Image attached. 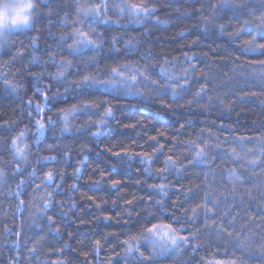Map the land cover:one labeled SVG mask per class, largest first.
I'll return each instance as SVG.
<instances>
[{"label": "snow or ice", "instance_id": "snow-or-ice-1", "mask_svg": "<svg viewBox=\"0 0 264 264\" xmlns=\"http://www.w3.org/2000/svg\"><path fill=\"white\" fill-rule=\"evenodd\" d=\"M39 3L48 5V10L42 11V15L57 16L55 21L49 20L46 29L48 38L55 43H45L42 47L40 30L37 29L35 30L37 34L28 37L27 46L17 49L11 60L0 64V79H3L4 85L17 95L26 94L24 84L4 79V70L14 64L17 57L23 60L27 49L32 50L31 55L28 56L29 64L41 68V71L30 74L34 82L33 94L39 99L34 101L32 97H29L25 101L21 96L20 116L15 120L0 121V152L7 150L10 155L9 161L0 160V185L8 183L9 180H15L17 176L21 177L16 189L8 192L9 197L18 200L16 212L23 213L26 205L23 197L28 195L27 204L34 209L30 217L31 227L37 233H42L39 242L46 241L48 237L59 242L64 238L62 227L67 225L68 217L75 212L78 203L73 196H68L71 203L67 200H56L55 196L65 195L61 189L67 176L66 168L69 166L73 167L74 180L69 189L73 193L77 190L79 179L84 173V164L87 161V157L73 161L71 151L75 138L82 134L89 141L99 142L112 127L113 121H116L117 126L130 129H135L142 123V121H136L120 125L116 115L118 108L121 107L118 101L131 98L135 103L129 106L139 111L141 115L144 114V110L157 102L163 109L175 112L177 109H190L193 104L203 101L198 111L205 112L217 108L220 110L219 115L223 117L230 116L235 110V104L242 102L247 94L234 95L226 105L224 101L232 95V90L225 93L222 99L216 94L217 88L211 75L203 70H197L199 64L195 61L200 60V55L184 53L182 61L186 66H182L178 57L168 59L166 54L161 56L153 53L152 48L148 46L152 28L147 25L158 26L162 23L161 17L156 16L159 9L154 6L155 0H69L65 6L74 9V14L65 11L62 15L59 12L60 5L56 3V0H39ZM200 4V8L196 11L200 13L208 11V15H201L196 26L201 37L208 39L211 33H215V36L225 37L226 43L231 44L247 35L246 39L236 45L241 55L264 56V13L255 18L259 21L255 26L251 20L245 19L237 20L236 23L239 26L235 27L229 22L217 24L216 21L222 19L217 15V9L229 4L235 8L243 7L242 4L235 3V0H217L216 3H212V0H200ZM207 5H210V9L206 7ZM183 14L191 15L192 12L184 11ZM70 16L73 18L69 19ZM55 23L69 30L57 35L51 31ZM33 26L34 24L27 29L32 31ZM101 27L105 30L100 31ZM230 27L233 30L229 32L227 30ZM136 29H143V31H136ZM109 31L113 34L107 35ZM199 43V39L191 42L192 46ZM5 46L6 41L0 37V48ZM203 55L206 57L207 53ZM132 56H136L137 59H128ZM51 65H55V72H48V66ZM247 66L264 68V60L252 62ZM20 71L17 69L14 76H19ZM70 76L74 78L69 79ZM45 78H48L51 83L41 88L39 85ZM244 78L249 79L250 77ZM53 84L57 86L56 91H52ZM60 88L64 90L61 92ZM70 99L74 103H69ZM180 101L184 103H179ZM46 113H51V115H45ZM153 115H159V113ZM78 116H86L87 119L81 123L76 120ZM192 123L194 122L185 121L177 131L183 132ZM20 125L23 126L19 127ZM259 126L264 128V122ZM220 127L224 125L221 124ZM13 130H16L15 135H7ZM228 132L233 133L235 129L230 128ZM166 135L167 132L158 131L156 135L147 138L146 143L152 142L155 145L151 152L133 151L135 141H132L131 145L121 147L118 151L105 147V151L110 152L115 161L110 167L117 172L130 168L133 162L139 160L142 167L137 169L138 173L162 182L147 185V188L160 199H153L149 196L143 200L145 208L137 213L136 218L144 222L138 231L128 234L119 241L117 246L121 247L122 251L116 252L113 249L107 261H100V264H116L119 258H133V264H157L158 261L169 257L177 260L189 248L192 249L189 253L190 258L181 261L180 264H192V260L202 247L210 246L215 240L225 237L232 238V247L237 251L242 253L249 251L248 237L242 236L245 225H240L241 231H234L236 217L231 211L226 210L221 213L220 223H217L216 214L221 206V200L215 197L213 192L207 190H204L201 195V188L207 185V180L191 188L179 185V181L187 178L189 169H200L205 178L209 175L213 177L214 184L223 183V170L218 176L214 167L217 160L227 159L233 164L237 163L241 156L236 151V147H239L245 155H252L253 150H245L243 145L252 143L253 139L261 145V150L257 159L247 161V166L249 168L264 166V132L255 138L230 135L223 140L219 136H214L211 131L205 132L204 129H200L194 138L187 141H179L173 136V143L162 161L163 166L157 168L153 174L151 165L156 162L158 156L164 155L166 147L164 143H160L159 138ZM31 137L35 139L29 144ZM68 138L72 140L68 151L62 154L60 161L57 160L55 154L39 156L40 145L45 141H52L45 144V149L55 153L59 142ZM229 144L235 147H226ZM178 147H182L184 151L173 155ZM30 149H35L36 164L39 167H32L31 172H28ZM86 150L91 151L88 145L81 144L77 155H82ZM96 155L99 156L100 153ZM181 159L185 162L181 163ZM58 162L65 166V170L59 173V178H57L56 169L44 170L46 163ZM13 163L15 167H11ZM7 168L11 170L6 171ZM25 173L29 178L28 183L35 181L38 174L42 177L40 183L32 184L31 193H28L25 188L26 181L23 178ZM173 173L179 187L163 182ZM105 176L106 174L102 171L96 183L103 184ZM196 178L199 179V174ZM227 179L240 184L247 180L242 174L237 175L236 168L228 172ZM136 183L140 184L141 181H136ZM108 184L115 191L120 187L121 180L111 179ZM173 192L177 193V199L173 201L170 211L166 205ZM179 197H184V199L181 201ZM88 199L96 201L95 197L89 196ZM139 199L133 196L123 202V209L128 212L129 217L132 216L133 206ZM189 201H194L193 206L190 209L183 207ZM117 202L114 200L113 205ZM101 203L96 204L98 209ZM65 206L69 209L68 211L63 210ZM123 214L124 211L117 213L115 217L106 214L103 219L119 220ZM57 216L60 217L61 224H57ZM229 217L232 219L229 220ZM256 218L260 219V217ZM95 219L99 221L101 218L96 217ZM45 224L47 225L46 231L43 227ZM201 232L205 233L204 244H201L198 239ZM21 234L22 232H18L17 236ZM72 235L71 232L68 233L69 240ZM116 235L117 233H104L101 238L89 241L90 252L82 253L83 264H89L88 257L91 253L94 252L97 257L99 256L103 247L102 241H107L109 237ZM15 247H20L19 240L16 241ZM70 249V242L65 241L58 248L50 250L49 255L60 257ZM260 249L264 252V243L260 245ZM71 250L75 251V249ZM29 251L34 255L36 247H32ZM224 255L227 256L229 253L225 252ZM261 258L264 260V256ZM50 264H67V262L63 259H56ZM214 264H241V262L237 259L227 262L216 260Z\"/></svg>", "mask_w": 264, "mask_h": 264}, {"label": "trees", "instance_id": "trees-1", "mask_svg": "<svg viewBox=\"0 0 264 264\" xmlns=\"http://www.w3.org/2000/svg\"><path fill=\"white\" fill-rule=\"evenodd\" d=\"M39 2V0H38ZM217 0H212V3H216ZM56 3L60 5L59 12L62 15L65 11L72 12L74 9L68 8L65 5L69 3V0H56ZM235 3L242 4L243 7L235 8L231 4L223 8L217 9V15L222 17L221 20L216 21L217 24L229 22L233 26L238 27L237 20H251L253 26L259 23L256 17H259L261 13H264V0H235ZM159 11L156 16L161 17L162 23L158 26L147 25L152 28L151 40L148 46L152 48L154 54L161 56L167 55L168 59L174 57L180 58L182 66V57L184 53L189 55L196 53L200 55V60L195 61L199 64L198 71L203 70L211 75L217 88V95L222 99L225 93L232 90V95L228 96V99L224 101L227 105L234 95L247 94L242 102L235 104V110L232 111L230 116H220L219 109L213 108L210 111L200 112L198 107L203 104V101L193 104L190 109H177L175 112L163 109L157 102L144 110V114L141 115L139 111L131 108L129 105L135 103L134 100L128 98L126 100H120L118 103L121 107L117 110V117L120 125L134 123L136 121H142L135 129L124 128L117 126L116 121L112 122V127L99 141H89L85 135H78L75 138V144L72 145L71 155L73 161L83 160L87 157V161L84 164L83 176L79 179V185L77 190L73 193L70 191L69 186L74 183L72 172L73 167L66 168L67 176L62 184V192L65 195H56V200H68V196H73L78 203V207L68 217L67 225L62 227L64 233L63 240L57 242L54 238L48 237L46 241L39 242V237L42 233H37L33 227H31V215L34 211L27 204L29 199L28 195L23 198L26 201L25 210L22 214L17 213L18 200L8 196V192L14 191L17 186V182L21 177L17 176L15 180H9L8 183L0 185V264H50L51 261L56 259H63L67 264H83L84 257L82 253L90 252L89 241L101 238L104 233H117L114 237H109L107 241H102V250L97 257L93 252L89 255V264H100V261H107L108 256L112 254L113 249L116 252H121L122 248L117 246L119 241L123 240L125 236L130 233L138 231L140 225L144 222L142 219L137 220V213L145 208L143 200L152 196L153 199H160L152 193L148 188V184L161 183L160 180H154L149 177L138 173L137 169L142 166L139 160H136L131 164L130 168L121 169L119 172L110 167L115 163L111 156V153L105 151V147L112 148V151H118L121 147L131 145L132 141H135V147L133 151L151 152L152 147L155 145L152 142H148L147 138L152 135H156L158 131L167 132L166 136L160 137V143L166 145L164 149V155L158 156L156 162L151 165L153 174L157 168L163 166L162 161L164 156L168 154V148L173 143L172 137L175 136L179 141H187L190 138H194L196 133L200 129H204L205 132L211 131L214 136H219L221 140L230 135L244 136L248 138H255L260 136L264 132V128L259 125L264 122V68L261 67H248L247 65L252 62H259L264 60V56L261 55H241L240 49L236 47L243 39L247 38V35L242 36L240 40L234 41L229 44L226 43L225 37H217L215 33L210 34V38L204 39L200 36L196 30V26L200 21L201 15H208V11L200 13L196 11L200 8V0H155V5ZM210 9V5L206 6ZM48 5L39 3V15L36 19L33 30L23 29L13 31V34L8 38L6 46L0 48V64L4 61L12 59L13 53L17 49L27 46L29 44L28 37L37 34L35 30H40L41 46L45 43L54 44L55 42L47 36V26L49 20L55 21L57 16H44L42 11H47ZM184 11L192 12L191 15H184ZM167 17V19H164ZM70 16L69 19H72ZM67 28H62L58 23H55L51 27V31L59 35L63 31H68ZM100 31H104V28H99ZM122 31L121 29H118ZM230 27L227 31H232ZM132 30H130L131 32ZM136 31H143V29H136ZM109 31L107 35H112ZM199 39L200 43L192 46L191 42ZM183 46V47H181ZM107 47V45H105ZM32 50L27 49L24 59L16 58L15 63L8 66L5 71L4 79L14 80L24 84L26 90L25 93L19 95L13 93L11 89L4 85L3 79H0V121L3 120H15L20 116L19 106L21 104L20 97L26 101L29 97L38 100L39 97L33 94V81L30 78V74L33 72L41 71V68L32 66L28 62V56L31 55ZM207 53L205 57L203 54ZM40 55V53H37ZM128 59H137L136 56L128 57ZM103 63V61H101ZM17 69H20V75L14 76ZM55 65L48 66V72H55ZM244 77H250L245 79ZM74 77H69L73 79ZM203 82V81H201ZM51 81L45 78L40 83V87L43 88L45 84H49ZM238 87H235L237 86ZM198 86V85H197ZM57 86L53 84L52 91H56ZM64 89L60 88L62 92ZM103 99V97H101ZM69 103H74L71 99ZM179 103H184L180 101ZM159 113V115H153ZM45 115H51L46 113ZM86 116H78L76 120L83 123L86 120ZM185 121H193L190 127H186L183 132L177 131L181 124ZM24 123H27L25 119ZM223 124L224 127H220ZM255 125V126H254ZM20 125L19 127H22ZM234 128L235 132L229 133L228 129ZM18 130V128L16 129ZM8 133L7 135H15V131ZM139 133V135H137ZM51 135V133H49ZM34 137L29 139V144L34 140ZM72 138H68L59 142V147L55 153L49 152L45 149V144L52 141H45L40 145L39 156L45 155H57V160L62 159V154L68 151ZM119 142V143H118ZM86 144L91 151H84L82 155H77L80 151V145ZM226 147H235L232 144ZM245 150L252 149V155H245L240 151L239 147H236V151L240 154L241 159L233 164L231 161L217 160L215 170L219 176L223 170L224 182L213 183V177L209 175L205 178L203 171L200 169H189L187 172V178L179 181V185H183L185 188H191L193 185H201V182L207 180V185L201 188V195L204 190L213 192L215 197H219L221 200V206L217 209L216 221L220 223V214L226 210L231 211L233 216L236 217V225L234 231H241L240 225L244 224L245 229L242 231V236L248 237V243L250 246L249 251L240 252L232 247L233 240L231 237H225L220 240H215L210 246L202 247L196 254L195 259L192 260V264H214L216 260L231 261L237 259L241 264H264L262 256L264 252L261 251L260 245L264 243V166L249 168L247 161L257 159L260 154L261 145L253 139L252 143L243 145ZM184 151L182 147H178L173 155ZM100 153V155H96ZM30 165L28 172H31L32 167H39L36 164L37 153L35 149H30L28 153ZM190 158V157H189ZM0 160L9 161L10 155L7 150L0 152ZM181 159V163H184ZM23 166V165H22ZM11 167H15L13 163ZM56 169L57 178L59 173L65 170V166L58 163H46L44 170ZM237 169V175H243L247 178L245 183H234L227 179L228 172L233 169ZM10 171V168L5 169ZM106 174L103 184H97L96 181L100 179V173ZM199 174V179L196 175ZM25 188L28 193L33 191L32 184L40 183L39 177L35 181L28 183V175L24 174ZM111 179L121 180V185L115 191L109 186L108 181ZM136 181H141L137 184ZM176 187V176L173 173L167 177L166 181ZM39 195V194H37ZM95 197L96 201L89 200L88 197ZM133 196L140 198L133 206L132 216L129 217L128 212L123 209V202L131 199ZM177 199V193L173 192L168 201L167 207L171 211L172 203ZM182 201L184 197H179ZM117 200V204L113 205V201ZM103 201V203H101ZM198 202V201H195ZM97 203H101V207H96ZM194 201H189L183 205L185 208H191ZM68 211L67 206L63 209ZM124 211V214L119 220H105L104 215H111L115 217L117 213ZM51 214V213H49ZM100 217L97 221L95 218ZM256 217H260L257 219ZM232 217H229L231 220ZM57 224H61L60 217H56ZM37 223H40L37 221ZM45 231L47 225H43ZM55 227V225H54ZM18 232H22L20 236H17ZM73 235L69 240L68 233ZM123 233V234H121ZM205 233L201 232L198 237L201 244H204ZM20 241V247H15L16 241ZM65 241H69L71 249L65 251L63 256L56 257L49 255L50 250L58 248ZM36 247L35 254H30V249ZM192 249L189 248L183 255L177 260H173L171 257L168 259L158 261L157 264H180L181 261L189 259V253ZM228 252L229 255L225 256L224 253ZM235 253V255H232ZM219 254V255H218ZM116 264H133V258H119Z\"/></svg>", "mask_w": 264, "mask_h": 264}, {"label": "clouds", "instance_id": "clouds-1", "mask_svg": "<svg viewBox=\"0 0 264 264\" xmlns=\"http://www.w3.org/2000/svg\"><path fill=\"white\" fill-rule=\"evenodd\" d=\"M38 15V0H0V37L7 42L14 29L32 26Z\"/></svg>", "mask_w": 264, "mask_h": 264}, {"label": "rangeland", "instance_id": "rangeland-1", "mask_svg": "<svg viewBox=\"0 0 264 264\" xmlns=\"http://www.w3.org/2000/svg\"><path fill=\"white\" fill-rule=\"evenodd\" d=\"M19 29H14L13 31H18Z\"/></svg>", "mask_w": 264, "mask_h": 264}]
</instances>
